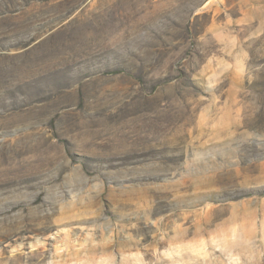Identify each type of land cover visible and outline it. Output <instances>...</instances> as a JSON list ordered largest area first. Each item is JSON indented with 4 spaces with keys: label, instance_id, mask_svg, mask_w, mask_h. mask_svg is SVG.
<instances>
[{
    "label": "rangeland",
    "instance_id": "1",
    "mask_svg": "<svg viewBox=\"0 0 264 264\" xmlns=\"http://www.w3.org/2000/svg\"><path fill=\"white\" fill-rule=\"evenodd\" d=\"M8 2L0 264H264V0Z\"/></svg>",
    "mask_w": 264,
    "mask_h": 264
},
{
    "label": "trees",
    "instance_id": "2",
    "mask_svg": "<svg viewBox=\"0 0 264 264\" xmlns=\"http://www.w3.org/2000/svg\"><path fill=\"white\" fill-rule=\"evenodd\" d=\"M10 2V0H8ZM8 2V4H9ZM4 4H5V0H0V21H2V19H4L5 17H8L7 15L12 14V12H8L3 10L4 8ZM15 13V12H14ZM5 42V40L0 41V43ZM2 46H6V45H2ZM30 54V50L26 51L25 56L28 57V55ZM20 56H16L15 58H12L14 60H16V58H18ZM7 57H3L2 55H0V92H5L8 94H10L11 92L14 93L15 89H17V84L20 81V76L18 75L19 69L17 68L16 62H9V61H4V59H6ZM8 62V63H6ZM136 70V68H121V67H117V68H108L105 70H101L98 71L96 73L93 74H89V79L91 80L93 78H99V79H106V78H113V77H130L132 76V73ZM63 93L60 94L59 96H68L70 90H62ZM70 95V94H69ZM44 106V104H41L39 106ZM28 107H24L22 108V110H26ZM13 112V111H12ZM17 112V111H15ZM7 116L9 115H0V121H4L6 120ZM51 126H55V120H52L51 122Z\"/></svg>",
    "mask_w": 264,
    "mask_h": 264
}]
</instances>
